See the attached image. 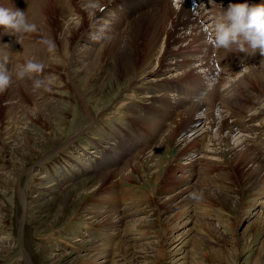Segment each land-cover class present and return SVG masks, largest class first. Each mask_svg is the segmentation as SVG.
Here are the masks:
<instances>
[{
    "label": "rangeland",
    "instance_id": "obj_1",
    "mask_svg": "<svg viewBox=\"0 0 264 264\" xmlns=\"http://www.w3.org/2000/svg\"><path fill=\"white\" fill-rule=\"evenodd\" d=\"M89 3L0 0L46 25L13 46L0 27L13 75L0 94V264H264V55L197 45L169 11L158 27L166 53L151 54L154 11L126 33L115 2L93 26ZM222 4L216 20L232 2ZM149 54L153 99L126 74ZM173 58L187 74L159 90ZM36 59L43 71L17 79Z\"/></svg>",
    "mask_w": 264,
    "mask_h": 264
},
{
    "label": "bare ground",
    "instance_id": "obj_2",
    "mask_svg": "<svg viewBox=\"0 0 264 264\" xmlns=\"http://www.w3.org/2000/svg\"><path fill=\"white\" fill-rule=\"evenodd\" d=\"M221 3H224L225 1H230L232 2V4H237L239 1L238 0H205L204 4L208 5V10L204 13V12H199L198 9H200L199 7V4L197 3L198 1L197 0H91V3H89L86 7V9H88V13L90 14L89 16V20L91 21V25L93 26L94 24H96V21H95V17H97L98 15H101L103 16L104 18H107V15L104 14V11L111 7L112 3L115 2V30H119L120 27H119V24L117 25V21H122V19L124 21H127V23L129 24L124 32H126L127 30H129L130 27L133 28V24L134 22L136 21H139V19H141L143 17V15L139 16L138 15H135L137 13H140L141 11H145L147 10L145 13L149 14V13H152L153 14V11H154V14H155V20H157V26H156V30L155 32L153 33L152 37L150 38V51H151V54H153L154 52L156 54H160V55H163L166 53V48L167 47V44H165V42H162L161 41V34L159 33L158 31V27H159V23H164L167 19V16H168V11L169 12H172V15H174L175 19H176V22L180 23L182 22V20H186L188 21V24H191L193 25L192 29H191V34L192 35H195L196 36V39H195V43L197 45H199L201 43V40L202 39H206L209 37V32H210V28L208 29L207 27L206 28H203L204 27V24H206L207 22H210L212 20H214L216 18V15L217 13L220 14L221 11H219L214 5L216 6H219L221 5L219 2ZM223 5V4H222ZM221 5V6H222ZM229 5V4H228ZM227 5H225L226 7ZM223 8V7H221ZM210 9V10H209ZM212 9V10H211ZM226 9V8H224ZM156 11V12H155ZM223 11V9H222ZM32 13V12H31ZM109 13V11L107 12ZM146 14V15H147ZM114 16H108L109 19H113ZM202 21V22H197V21ZM216 20V19H215ZM30 22L32 23H35L36 27H40L42 28V26H46L45 23H43L41 21V18L39 17V15H35V13H32V17L29 19ZM168 21V20H167ZM118 22V23H119ZM175 22V23H176ZM101 23V22H100ZM176 23L174 25V27H178V25H181ZM121 25V24H120ZM194 25H196L197 27H194ZM169 26H170V23H169ZM39 28V29H40ZM118 28V29H117ZM179 28V27H178ZM185 30V29H184ZM157 31V32H156ZM200 31V32H199ZM135 32V31H134ZM127 33V32H126ZM172 33V32H171ZM125 34V33H124ZM123 34V35H124ZM178 38L180 39H187L188 36H189V33L185 32V31H181L178 29V31L176 32V35ZM5 37L7 38L6 41L10 40V43H7L9 45H11L13 42L12 40H14L13 36L12 35H9V34H6L5 33ZM13 37V38H12ZM119 37V36H118ZM123 37V36H122ZM126 37V36H124ZM123 37V38H124ZM12 38V40H11ZM121 38V37H120ZM125 39V38H124ZM163 39V38H162ZM204 39V40H205ZM16 40V39H15ZM128 40V38H127ZM164 40V39H163ZM17 42V41H16ZM118 42V41H116ZM124 42V41H123ZM127 42V41H126ZM152 42V43H151ZM162 42V43H161ZM15 43V42H14ZM122 43V42H121ZM194 43V44H195ZM195 44V45H196ZM6 45V44H5ZM14 44H12L13 46ZM55 45V44H54ZM123 45V44H122ZM206 45V44H205ZM208 45V44H207ZM124 46V45H123ZM37 47V46H36ZM123 48V47H122ZM121 50V49H120ZM143 50H141L142 52ZM204 52V51H203ZM149 53V51H148ZM233 53V52H232ZM23 53H20L18 54V56L16 55L15 57H17V61H19L20 58H22V55ZM147 56L145 59H143L142 63L138 66H134V67H131V69L128 70V72L126 73L127 74V77L130 79L131 81V84L133 86H136V84L138 83L139 84V88H141L144 92V94L146 95L147 98H155L157 97L155 95V93H152L153 91V88L151 86L147 87L146 85H148L150 82H147L146 84L143 82V78L142 76L143 75H146L148 73V69L149 67L151 68V59H154L155 56L152 55V57H150V55ZM207 55V54H206ZM245 55V54H244ZM249 54H247L248 56ZM246 56V55H245ZM24 57V56H23ZM27 57V56H25ZM162 59V56H160ZM175 57V56H174ZM242 58V57H241ZM247 58V57H246ZM195 59H198V56H195ZM245 59V58H244ZM243 59V60H244ZM170 60H175V61H170V62H167L166 65H165V70L163 72V77L158 81L160 82L161 84L158 86L159 87V90L163 87H168L169 84H165L163 83L165 80H171V79H174V78H177L178 76L180 75H185L187 74V71L186 69L183 70V67L181 66V64L179 63V61L177 59H170ZM240 60V59H239ZM158 61H159V58H158ZM199 61V60H197ZM238 61V60H237ZM249 61V60H248ZM34 62H38L40 63V61L38 59L34 60ZM160 63V62H159ZM249 63V62H248ZM240 64V63H239ZM243 64V63H242ZM16 68L18 69V63L16 64ZM241 65V64H240ZM262 65V64H261ZM253 66V65H251ZM260 66V65H259ZM242 67V66H241ZM247 67V66H246ZM203 68V67H201ZM244 68V67H243ZM258 68V67H257ZM260 68V67H259ZM238 69V68H237ZM236 69V70H237ZM247 69V68H246ZM250 69L252 70H255L256 67H250ZM262 71H261V70ZM259 70L262 72L261 74L264 75V68H260ZM179 70H182V72L180 74H178V71ZM239 70V69H238ZM236 71L239 73V71ZM242 70V69H241ZM240 70V71H241ZM18 71V70H17ZM153 71V70H152ZM189 71V70H188ZM259 71V72H260ZM201 72V71H200ZM207 74V73H206ZM116 77L118 76L117 74H115ZM230 75L228 74V76L225 78V80L231 84L232 81L229 77ZM229 78V79H228ZM261 80H264V76H262ZM225 82V81H224ZM135 83V84H134ZM152 84V83H151ZM150 84V85H151ZM227 85V84H226ZM224 87V86H223ZM172 88V87H171ZM174 89V87H173ZM230 89V87H226V88H223V91L224 90L226 92H228V90ZM151 93V94H150ZM147 94H150V95H147ZM157 94V93H156ZM178 94V93H177ZM164 95L166 96L165 99H168L170 98V100H174L176 101L178 97L176 95L175 97V93L174 94H171V95H168L167 93H164ZM180 97V96H179ZM178 97V98H179ZM178 101V100H177ZM183 101V100H182ZM182 104V103H181ZM207 107L206 106H203L199 109H201L202 111H205ZM190 110V109H189ZM200 120H203V118H197L195 122H193V125L192 127L195 129L196 127H198V123ZM237 121V120H236ZM239 125H241L239 122H238ZM236 125V124H235ZM240 131V130H239ZM195 134L193 132H191V135L189 136L192 137L194 136ZM192 166L194 165V163H197V161H192ZM193 175V174H192Z\"/></svg>",
    "mask_w": 264,
    "mask_h": 264
},
{
    "label": "clouds",
    "instance_id": "obj_3",
    "mask_svg": "<svg viewBox=\"0 0 264 264\" xmlns=\"http://www.w3.org/2000/svg\"><path fill=\"white\" fill-rule=\"evenodd\" d=\"M0 27L5 28L6 34L14 36L21 45L26 35L37 30L35 23L28 20L25 12L10 11L4 7H0ZM208 39L216 49L253 54L259 50L264 55V2L258 5L230 4L215 21ZM46 43L51 50L53 47L51 42ZM43 67L41 63L29 60L16 72V78L23 79L25 76L32 78V74H40ZM12 83V70L0 64V94L6 92ZM42 87H45L44 80L33 79L34 89Z\"/></svg>",
    "mask_w": 264,
    "mask_h": 264
}]
</instances>
